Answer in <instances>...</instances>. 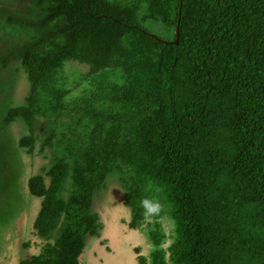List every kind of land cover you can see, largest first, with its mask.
<instances>
[{"label": "trees", "instance_id": "trees-1", "mask_svg": "<svg viewBox=\"0 0 264 264\" xmlns=\"http://www.w3.org/2000/svg\"><path fill=\"white\" fill-rule=\"evenodd\" d=\"M21 1L28 13L0 0V25L31 31L0 52V69L17 63L28 84L24 103L0 119V253L16 212L28 215L38 199L33 234L45 243L18 263L81 264L89 236L103 234L84 261L101 264L123 227L107 235L91 206L115 173L130 227L153 198L158 216L174 222L173 243L153 250L152 264H168L167 252L171 264H264V0ZM148 20L167 36L151 32ZM68 62L86 65V76L116 69L122 81L92 80L68 99ZM59 115L73 119L62 155L36 173V156L56 137L40 138L36 121ZM12 123L28 133L11 136ZM150 236L159 246L164 234L157 227Z\"/></svg>", "mask_w": 264, "mask_h": 264}, {"label": "rangeland", "instance_id": "rangeland-1", "mask_svg": "<svg viewBox=\"0 0 264 264\" xmlns=\"http://www.w3.org/2000/svg\"><path fill=\"white\" fill-rule=\"evenodd\" d=\"M111 1L123 2L125 0ZM7 2L17 11L28 13L29 9L26 8V3L24 1L7 0ZM143 13H145L144 10H142L141 14ZM143 24L151 32L159 36H167L161 22L148 20ZM30 34L31 31L28 29H22L16 25L2 22L0 25V52L5 50L11 42L24 40ZM17 66V63H11L6 69H0V119L4 117L10 107L24 103L28 84L25 75L20 70H17ZM87 70L88 67L86 65L76 62H68L65 65L63 75L65 76V87L70 90L67 96L68 99L84 93L92 80L98 81L103 79L109 82L122 81L121 74L116 69H107L101 71L99 74L91 76H86ZM72 121V117L68 115H59L56 117L55 121L48 120L43 116L38 117L35 125V134L44 139L48 133L54 132L56 137L52 141L53 147L50 146L48 149L45 148L46 151L44 153L36 156L34 166L39 170L36 171V173H45L46 170L56 163L57 158L62 155L63 146L61 144V139L64 138L63 136L67 131L68 122ZM10 128L11 131L9 134L11 136L14 133H20L22 135L28 133L26 126L18 123H12ZM14 138L15 137H13V139ZM40 147L41 144L39 143L35 152L39 151ZM41 168H44V171H41ZM105 180V187L101 186L98 189H95L91 210L97 212L99 215V220L104 224V230L106 229L108 231L107 233L106 230L104 232L107 235L108 233H112V229L110 228L113 227V225L116 227L120 224L122 225L123 228L114 235L110 245L116 243L121 235L127 237L124 250L129 251L126 257L127 260H129V264H142L139 260L140 256H145L147 258L145 264H152L151 252L156 248H162L165 251H168V247L174 241L175 225L173 220L166 213L158 216V213L161 210V206L159 205L158 212L152 215H145L144 212L143 217L137 222V227H130V222L134 220L133 213L131 208L126 205L127 194L122 188L119 175L109 173ZM71 182L72 180L69 178L64 183L65 190L59 194L61 197L65 199L69 197L70 192L68 191V188H70ZM4 185L7 187L11 186L7 181L4 182ZM150 200L158 203L157 198ZM38 208L39 200L36 199L33 201V205L30 209L32 212L29 213L30 215H27L26 213L17 215L19 212H16L14 216V226L9 228L7 234L5 233L6 237L4 238V241H7L6 245L8 246L6 252L3 251L0 253V264H19V259L30 254L39 253L42 250L45 243L44 239L33 234V222ZM62 225V221H60L58 228L52 234V241H54L59 235ZM157 227L160 234H164L159 246L154 245L153 239L150 236V231L157 230ZM105 237L106 235L103 234L102 237L89 236L90 249L81 257V264H85L84 261L90 259L91 253L97 249L96 247L98 245L101 247L102 243L100 242L105 240ZM11 238L13 240H11ZM27 241H30L31 244L28 247H23V243ZM105 247H107L106 243ZM166 260L168 264H171L168 252L166 253Z\"/></svg>", "mask_w": 264, "mask_h": 264}, {"label": "water", "instance_id": "water-1", "mask_svg": "<svg viewBox=\"0 0 264 264\" xmlns=\"http://www.w3.org/2000/svg\"><path fill=\"white\" fill-rule=\"evenodd\" d=\"M181 6V5H180ZM176 33V40L175 43L178 42V34H179V27L177 26L175 29ZM127 237L120 236L116 243L111 245V252H107L101 264H129V260H127V255L129 251L124 250L126 246Z\"/></svg>", "mask_w": 264, "mask_h": 264}, {"label": "clouds", "instance_id": "clouds-1", "mask_svg": "<svg viewBox=\"0 0 264 264\" xmlns=\"http://www.w3.org/2000/svg\"><path fill=\"white\" fill-rule=\"evenodd\" d=\"M142 206L144 208L145 215L155 214L159 210V204L151 200L142 201Z\"/></svg>", "mask_w": 264, "mask_h": 264}, {"label": "flooded vegetation", "instance_id": "flooded-vegetation-1", "mask_svg": "<svg viewBox=\"0 0 264 264\" xmlns=\"http://www.w3.org/2000/svg\"><path fill=\"white\" fill-rule=\"evenodd\" d=\"M97 249H101V247H100V245H98L97 247H96ZM106 248V247H105ZM105 248L102 246V250H105ZM110 248H111V246H110ZM110 248H109V250H110ZM96 249V250H97ZM108 251V250H107ZM95 252V251H94ZM91 256H92V253H91Z\"/></svg>", "mask_w": 264, "mask_h": 264}]
</instances>
